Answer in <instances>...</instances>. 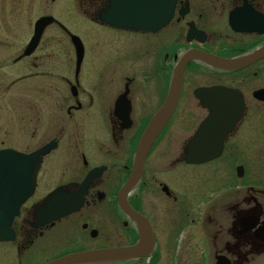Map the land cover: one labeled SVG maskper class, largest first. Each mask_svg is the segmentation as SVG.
Returning <instances> with one entry per match:
<instances>
[{"label":"flooded vegetation","instance_id":"1","mask_svg":"<svg viewBox=\"0 0 264 264\" xmlns=\"http://www.w3.org/2000/svg\"><path fill=\"white\" fill-rule=\"evenodd\" d=\"M72 1L85 22L107 34L94 38L90 49L81 40L79 63L72 33L54 16L30 54L28 42L15 53L0 50V87L17 92L22 111L14 134L23 147L0 150L29 154L52 144L12 221L14 239L0 241V253L26 264L37 248L53 250L36 263L46 264L75 252L135 246L149 228L151 244L142 256L112 264H264V52L235 71L188 63L177 106L125 198L134 216L122 209L120 196L177 60L191 50L224 60L260 54L264 0H177L166 24L167 0ZM48 28L55 32L47 42ZM105 38H117V50ZM116 58L124 63L117 66ZM98 120L101 129H86ZM193 136L198 143L191 145ZM198 150L212 158L187 163V153ZM202 167H214L210 177L227 186L205 197L204 183H198L192 204L163 178ZM53 195L60 196L55 206L71 210L38 225L36 214ZM59 231L63 237L54 239Z\"/></svg>","mask_w":264,"mask_h":264},{"label":"water","instance_id":"2","mask_svg":"<svg viewBox=\"0 0 264 264\" xmlns=\"http://www.w3.org/2000/svg\"><path fill=\"white\" fill-rule=\"evenodd\" d=\"M174 3L175 0H168V20L172 16ZM52 21V18L47 17L40 19L36 23L34 36L31 39L25 54L31 53V51L36 47L44 27ZM73 40H76L75 37H73ZM263 52L264 50H262L260 54H253L250 56L240 57L236 59L224 60L212 56L210 54L203 53L201 51L191 50L184 53L180 57L172 71L167 96L163 104L155 113V115L151 118L149 124L143 132L136 149L130 176L120 190L122 202L121 207L124 209V211L134 216L133 212L130 210L129 206L126 203V195L139 182L143 172L144 161L147 156V153L150 150V147L153 144L154 140L156 139L160 131L163 129V127L166 125L177 106L182 87V75L186 65L191 61H201L218 69L235 71L257 59ZM46 151L47 148L41 149L35 154L29 156L14 154L11 152H0V240H8L7 238H11L12 231L9 227L11 221L14 216L17 215L18 207L27 198L28 194L31 193L34 185V172L36 167L32 164H35V162H37L38 160V156L45 153ZM188 155H190V160L188 161V163H201L208 161L212 158V155L208 156L203 151L199 152L198 154L195 151H189ZM6 160L10 161L11 163L6 164ZM11 160H14L15 162H12ZM19 164L23 166L25 171L21 175V178L19 180L20 188L19 190H17L18 195H20V197H16V195L11 194V184H9V193L7 191L8 189L5 187V184L7 182L12 183L15 180V177L13 176V174L6 175L4 173V168L17 167L19 166ZM30 165L32 167H30ZM14 175L16 176L17 174L14 173ZM58 199H60V196L53 195L51 197L49 196L45 200L44 207H41L37 214V220L39 221L38 224L43 225L49 222L50 220L63 216L64 214H66V212H69L65 211L67 209L64 208H56L58 207L55 206L56 203H58ZM50 217L53 218L50 219ZM261 241L264 242V235ZM150 244V230L149 228H145L141 236V241L135 246L129 248H107L74 253L46 264H98L106 262H115L131 257L142 256V251L146 248H149ZM216 264L228 263L218 260V263Z\"/></svg>","mask_w":264,"mask_h":264},{"label":"rangeland","instance_id":"3","mask_svg":"<svg viewBox=\"0 0 264 264\" xmlns=\"http://www.w3.org/2000/svg\"><path fill=\"white\" fill-rule=\"evenodd\" d=\"M50 3L49 0H8V2L3 3L5 5L1 3L0 22L2 21V28L0 29V40L4 45L0 47V50L3 52L7 51L15 53L18 49L25 46L29 38L32 36L34 22L44 15H51L57 18L72 34L85 42L84 45L87 49L93 48L95 44H97L98 39L94 38L105 37V35H107L103 33L102 29L85 22L78 13V10L80 9H77V6L75 7V5H73L72 0H55L53 4ZM53 32H55L53 28H48L45 31L44 37L48 38L46 40L47 42L51 41L49 39H52ZM108 36L114 35L110 34ZM107 38L102 41L106 40L104 44L114 52L118 48L116 45L117 38ZM128 41L129 40H122L121 42ZM137 45L138 48L143 50L139 43ZM56 47H59V45L57 44ZM125 47L131 48L130 44L126 43ZM137 50L138 49H136V53ZM136 61L137 64H139L141 59L136 58ZM123 63L124 61L121 58H116L117 66L122 65ZM100 64H102V62L96 65L95 68H98ZM87 65L88 64L84 67L85 70L88 69ZM13 90L14 89L5 92L4 87H0V149L8 147V144L15 148H23L20 145V141L17 139L16 134H14L16 132L15 128L18 127L17 122L22 109L19 108V103H17L16 100L17 92ZM7 96H9L8 99L6 98ZM24 111L27 112L26 109H24ZM94 122L95 124L93 126H88L86 129L92 131L95 129H101L102 121L100 122L98 120ZM81 127H83V125H79V128ZM213 171L214 167H202L194 170L182 169L180 171L175 170L170 174H165L163 178L173 187L181 200L189 198L187 201H190L192 204L193 200L190 197L193 196V189L195 187L198 188V183H204V191L206 192L203 196L205 197H207L212 190L227 186L224 181H214V179L210 177V174ZM178 176L184 181L181 187L178 185ZM223 219L225 220L224 216ZM61 237H63V232L59 231L54 239H60ZM1 250L0 246V252ZM52 251H43L37 248L35 252L30 255L31 257L27 259L26 264H36L43 256L50 255ZM196 251L199 253V250ZM0 264H15L13 254L0 253Z\"/></svg>","mask_w":264,"mask_h":264}]
</instances>
